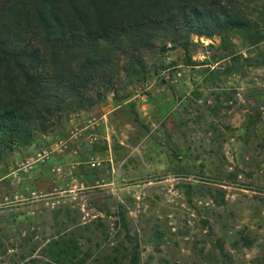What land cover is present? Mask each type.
I'll use <instances>...</instances> for the list:
<instances>
[{
  "label": "rangeland",
  "instance_id": "1",
  "mask_svg": "<svg viewBox=\"0 0 264 264\" xmlns=\"http://www.w3.org/2000/svg\"><path fill=\"white\" fill-rule=\"evenodd\" d=\"M244 8L228 51L104 46L94 103L0 161V264H264V0Z\"/></svg>",
  "mask_w": 264,
  "mask_h": 264
},
{
  "label": "trees",
  "instance_id": "2",
  "mask_svg": "<svg viewBox=\"0 0 264 264\" xmlns=\"http://www.w3.org/2000/svg\"><path fill=\"white\" fill-rule=\"evenodd\" d=\"M248 1L0 0V161L16 142L23 145L33 131H45L66 105L76 103L78 110L84 101L94 103L86 96L90 83L114 78L104 46L128 52L135 65L160 33L184 50L196 44L194 34L218 35V47L228 51L230 36L252 24ZM187 65L199 63L189 56ZM60 256L67 254L62 250ZM108 263L105 257L96 264Z\"/></svg>",
  "mask_w": 264,
  "mask_h": 264
}]
</instances>
